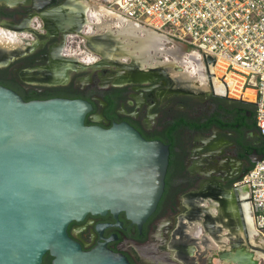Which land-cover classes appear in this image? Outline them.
<instances>
[{"label": "flooded vegetation", "instance_id": "af4514ba", "mask_svg": "<svg viewBox=\"0 0 264 264\" xmlns=\"http://www.w3.org/2000/svg\"><path fill=\"white\" fill-rule=\"evenodd\" d=\"M101 4L0 0V29L17 34L16 45L0 43L1 85L27 101L83 99L91 105L85 124L108 128L126 122L170 149L163 194L140 227L123 212H107L72 221L69 234L86 250L104 243L131 264H210L215 258L228 264L223 255L239 249L264 264L261 252L252 250L262 243L245 236V210L240 216L234 196L235 182L264 154L263 135L259 144L253 135L255 108L172 73L183 68L160 52L163 41L141 51L136 42L126 47L123 36L98 29L91 12L96 5L105 8ZM80 38L84 50L78 51ZM170 44L178 56L187 50ZM197 221L202 231L192 235L189 225ZM210 237L220 245L210 246Z\"/></svg>", "mask_w": 264, "mask_h": 264}, {"label": "water", "instance_id": "95a60500", "mask_svg": "<svg viewBox=\"0 0 264 264\" xmlns=\"http://www.w3.org/2000/svg\"><path fill=\"white\" fill-rule=\"evenodd\" d=\"M90 108L77 98L27 101L0 84V264H41L45 253L50 264H131L104 243L84 249L68 225L87 214L123 212L140 227L163 194L170 149L126 122L85 124ZM234 196L243 217L247 199L236 187ZM261 243L252 249L264 252ZM229 257L258 264L243 249L222 258Z\"/></svg>", "mask_w": 264, "mask_h": 264}, {"label": "built area", "instance_id": "2783aa9c", "mask_svg": "<svg viewBox=\"0 0 264 264\" xmlns=\"http://www.w3.org/2000/svg\"><path fill=\"white\" fill-rule=\"evenodd\" d=\"M104 6L203 60L210 86L215 78L223 84L222 94L212 86L213 93L246 100L251 98L245 90L251 89L258 131L264 135V0H107ZM82 42L74 48L81 49ZM235 186L246 189L240 198L247 199L255 235L264 242V154Z\"/></svg>", "mask_w": 264, "mask_h": 264}, {"label": "bare ground", "instance_id": "6f19581e", "mask_svg": "<svg viewBox=\"0 0 264 264\" xmlns=\"http://www.w3.org/2000/svg\"><path fill=\"white\" fill-rule=\"evenodd\" d=\"M91 18L93 19L92 22H95L98 29L101 27L100 25L102 24L103 25V27H101L102 29H106L109 32L110 31L113 32L114 34H116V37H120V35L123 36V39L126 40V43H127L126 47L133 46L135 44L134 41L136 40V46L138 45V47L141 49V51H144L151 44V40H152L150 38L151 35L149 34L148 31H146V29H144L143 27H140L136 24H133L131 22H128L126 20H122V19L118 18V16H116L112 12L108 11L106 9V7L104 8L102 6L96 5L94 11L91 12ZM89 26H91V24H89ZM114 26L116 28L115 30L113 28ZM106 38H104V39H106ZM16 39H17L16 33L0 29V43H3L4 46L10 47L12 45H16V42H17ZM123 39L121 41L124 42ZM104 43H106V42H104ZM108 44H111V43H108ZM113 49H114V47H113ZM77 50L79 51L78 48H77ZM160 52L165 53V54H172L175 58V62H177L179 65L182 66L183 71L175 72L174 74L181 76V77H184L185 80H188L191 82L192 81H194L195 83L199 82V85H201L202 88H206V85H207L206 77L208 79V76L203 70H201V68L195 69V68L191 67L192 63L190 61H188L184 57H179L176 54V52H174L172 50L166 51L164 49V51H160ZM212 86L214 87V90L216 93L222 94L224 92L223 84L219 80L217 81L216 78L213 79ZM246 95L252 99L253 91L251 89H246L245 90V96ZM239 193H240L241 197L246 196V190L244 188H239ZM204 204H206V202H204ZM248 207H249V205H248V202L246 200L242 203V208H243V211L245 210L248 233H249L251 241H253L252 239H253V234L255 233V228H254V225H253L252 220L250 218ZM202 228H203V223L201 221L192 222V224L189 225L188 231L192 235H197L200 233V231H202ZM253 243H256V242L254 241ZM210 246H212V247L216 246V244L214 243V240L212 238H211ZM255 250L261 252V253H259L260 256H264V252H262L261 250H258V249H255ZM255 259H257L256 256H255ZM223 260L226 261L228 264H236L235 262H233L230 259V257H229V259L226 258ZM257 261H258V259H257Z\"/></svg>", "mask_w": 264, "mask_h": 264}, {"label": "rangeland", "instance_id": "374dc122", "mask_svg": "<svg viewBox=\"0 0 264 264\" xmlns=\"http://www.w3.org/2000/svg\"><path fill=\"white\" fill-rule=\"evenodd\" d=\"M94 3H96V4H99V5H102L101 3H103V4H105V2H104V0H92ZM104 6V5H103ZM105 25V24H104ZM101 27H103V25L101 24L100 25ZM105 28V27H104ZM114 28V30H115V26L113 27ZM112 28V29H113ZM145 29V28H144ZM147 30V29H146ZM150 38L152 39L151 40V42H154L155 44L156 43H159V41H163V39H161L158 35H153V36H150ZM134 42H136V41H134ZM160 46H161V48H163V49H170L169 51H174V52H176V50H177V48H176V46H174L173 47V45H171V44H169L168 42H166V41H164V45H161L160 44ZM81 48L82 49H84L83 48V46H81ZM166 51H168V50H166ZM152 53V52H151ZM153 54V53H152ZM172 56V59L174 60L175 58H174V56L172 55V54H168V57L169 56ZM167 56V55H166ZM170 56V57H171ZM179 57H184V58H186L188 61H190L191 63H192V65H191V67H193V68H195V69H198V68H201V70H203L204 71V65H205V63H204V61L203 60H198L197 59V57L195 56V54H193V53H191L190 54V51L187 49V50H184V52H182L181 53V55H179ZM172 71V73H174V72H176V71H174V69H172L171 70ZM209 78V77H208ZM206 83H207V85H206V88H203V89H205V91L207 92V93H209L210 91H211V86H210V84H209V82H208V80H207V77H206ZM190 84L191 85H193V86H197L196 85V83L194 82V81H192V82H190ZM253 98V97H252ZM249 101L250 102H253L252 101V99L250 100L249 99ZM224 232H226V229H223L222 230V232L221 233H224ZM202 237V236H201ZM200 237V238H201ZM210 238H212V237H210ZM213 240H214V243L216 244V245H220V242H218L217 240H215L214 238H212ZM222 239H226V237L224 236V237H222ZM257 241L259 240V239H256ZM257 241H255V242H257ZM210 245V244H209ZM208 245V246H209ZM201 247H202V249H204V247H205V245H202L201 244ZM219 263V260L217 259V258H215V259H212V263H210V264H218Z\"/></svg>", "mask_w": 264, "mask_h": 264}, {"label": "trees", "instance_id": "16d2710c", "mask_svg": "<svg viewBox=\"0 0 264 264\" xmlns=\"http://www.w3.org/2000/svg\"><path fill=\"white\" fill-rule=\"evenodd\" d=\"M236 102H238L239 105H242V106H245L247 108H254V104L251 103V102H248V103H243L242 101L240 100H234ZM51 260H52V257L49 255V253H45V255L43 256V259H42V263L41 264H50L51 263Z\"/></svg>", "mask_w": 264, "mask_h": 264}, {"label": "crops", "instance_id": "0c3cea01", "mask_svg": "<svg viewBox=\"0 0 264 264\" xmlns=\"http://www.w3.org/2000/svg\"><path fill=\"white\" fill-rule=\"evenodd\" d=\"M251 100V99H250ZM241 101V100H240ZM246 101H249V99H246ZM253 101V100H252ZM253 103V102H252ZM253 135H254V137H255V143H260V141H259V135H261L260 133H259V131L257 130L256 132H254L253 133ZM263 137H264V135H263Z\"/></svg>", "mask_w": 264, "mask_h": 264}]
</instances>
